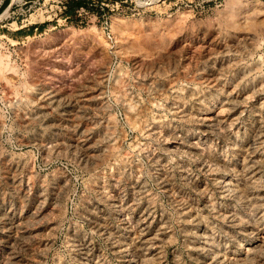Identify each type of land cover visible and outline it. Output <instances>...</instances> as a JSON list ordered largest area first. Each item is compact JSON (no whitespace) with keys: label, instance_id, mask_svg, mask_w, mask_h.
<instances>
[{"label":"rangeland","instance_id":"1","mask_svg":"<svg viewBox=\"0 0 264 264\" xmlns=\"http://www.w3.org/2000/svg\"><path fill=\"white\" fill-rule=\"evenodd\" d=\"M65 1L0 0V264H264V0Z\"/></svg>","mask_w":264,"mask_h":264},{"label":"bare ground","instance_id":"2","mask_svg":"<svg viewBox=\"0 0 264 264\" xmlns=\"http://www.w3.org/2000/svg\"><path fill=\"white\" fill-rule=\"evenodd\" d=\"M218 68H220V67H218ZM163 72V71H162ZM217 72V71H216ZM118 73V72H117ZM138 73V72H137ZM117 75H119V74H117ZM216 77H217V75H216ZM118 78H120V77H118ZM218 78V77H217ZM215 79V78H214ZM115 82V81H114ZM118 82V81H117ZM122 83V82H121ZM125 84V83H124ZM127 84V83H126ZM119 85V84H118ZM160 85V84H159ZM125 86V85H124ZM259 86H261V85H259ZM119 87V86H118ZM160 88V87H159ZM151 89V88H150ZM154 89V88H153ZM257 90V89H256ZM152 91V90H151ZM114 92V91H113ZM125 94V93H124ZM247 95V94H246ZM248 97V96H247ZM235 98V97H234ZM241 101V100H240ZM202 102V101H201ZM237 102V101H236ZM52 103V102H51ZM129 103V102H128ZM151 103V102H150ZM216 103V102H215ZM44 104V103H43ZM214 104V103H213ZM154 105V104H153ZM58 106V105H57ZM132 106V105H131ZM84 107V106H83ZM215 107V106H214ZM222 107V106H221ZM78 108V107H77ZM196 108V107H195ZM223 108V107H222ZM102 109V108H101ZM211 109V108H210ZM77 110V109H76ZM140 110V109H139ZM219 110V109H218ZM204 111V110H203ZM202 111V112H203ZM240 111V110H239ZM23 112V111H22ZM75 112V111H74ZM243 112V111H242ZM154 113V112H153ZM190 115V114H189ZM77 116V115H76ZM83 116V115H82ZM201 116V115H200ZM213 116V115H212ZM36 117H39V116H36ZM78 117V116H77ZM133 117V116H132ZM136 117V116H135ZM198 117V116H197ZM205 117V116H204ZM261 117V116H260ZM35 118V117H34ZM73 119V118H72ZM199 119V118H198ZM210 119V118H209ZM214 119V118H213ZM217 119V118H216ZM35 120V119H34ZM201 120V119H200ZM135 121V120H134ZM60 122V121H59ZM224 122V121H223ZM258 122V121H257ZM232 123V122H231ZM240 123V122H239ZM208 124V123H207ZM233 124V123H232ZM241 125V124H240ZM138 126V125H137ZM238 126V125H237ZM258 126V125H257ZM65 127H67V126H65ZM214 127V126H213ZM222 129V128H221ZM212 130V129H211ZM223 130V129H222ZM66 132V131H65ZM80 132V131H79ZM153 132V131H152ZM217 133V132H216ZM155 134V133H154ZM211 134V133H210ZM192 136V135H191ZM256 136V135H255ZM264 136V135H263ZM61 137V136H60ZM103 137V136H102ZM81 138V137H80ZM76 139V138H75ZM105 139V138H104ZM57 140V139H56ZM78 140V139H77ZM84 140V139H83ZM40 141V140H39ZM79 141V140H78ZM180 141V140H179ZM83 142V141H82ZM188 142V141H187ZM68 143V142H67ZM92 143V142H91ZM95 143V142H94ZM101 143V142H100ZM80 144V143H79ZM81 145V144H80ZM88 145H89V143H88ZM49 146V145H48ZM79 146V145H78ZM69 147V146H68ZM75 147V146H74ZM46 148H47V146H46ZM62 148H64V147H62ZM89 148V147H88ZM178 148V147H177ZM206 148V147H205ZM74 149V148H73ZM72 149V151L74 152V150ZM80 149V148H79ZM58 150V149H57ZM66 150V149H65ZM81 150V149H80ZM248 150V149H247ZM69 151V150H68ZM67 151V152H68ZM0 152H1V150H0ZM178 152V151H177ZM76 153V152H75ZM113 153V152H112ZM183 153V152H182ZM92 154V153H91ZM252 154V153H251ZM254 154V153H253ZM186 155V154H185ZM88 156V155H87ZM93 156V155H92ZM162 156V155H161ZM188 156V155H187ZM240 156V155H239ZM100 157V156H99ZM196 157V156H195ZM86 159V158H85ZM84 159V160H85ZM91 159H89V161H90ZM92 160H93V158H92ZM87 161V160H86ZM95 162V161H94ZM252 162V161H251ZM156 163V162H155ZM94 165V164H93ZM250 166V165H249ZM28 168V167H27ZM244 168V167H243ZM258 168V167H257ZM30 169V168H29ZM188 169V168H187ZM30 171V170H29ZM226 171V170H225ZM184 172V171H183ZM28 179V178H27ZM217 179V178H216ZM219 179H221V178H219ZM255 180V179H254ZM256 182V181H255ZM224 183V182H223ZM232 183V182H231ZM253 183V182H252ZM62 184H64L63 183V181H62ZM225 185V184H224ZM27 186V185H26ZM61 186V185H60ZM28 188V187H27ZM61 189V188H60ZM217 189V188H216ZM57 190H59V189H57ZM134 190V189H133ZM234 190V189H233ZM222 191V190H221ZM133 192V191H132ZM234 192V191H233ZM235 193V192H234ZM226 194V193H225ZM133 195V194H132ZM140 200V199H139ZM133 201V200H132ZM44 203V202H43ZM41 205H42V203H41ZM36 207H37V205H36ZM47 212V211H46ZM53 212V211H52ZM4 213H5V215H6V220H8V217H9V212H8V210L7 211H4ZM129 213V212H128ZM126 218V217H125ZM3 221V220H2ZM5 221V220H4ZM38 221V220H37ZM23 222V221H22ZM29 226V225H28ZM16 228V227H15ZM15 232V231H14ZM143 232V231H142ZM11 234V233H10ZM146 238V237H145ZM24 239V238H23ZM120 240V239H119ZM141 241V240H140ZM15 242V241H14ZM151 242V241H150ZM23 243V242H22ZM18 244V243H17ZM154 245V244H153ZM152 245V246H153ZM149 246V245H148ZM123 247V246H122ZM146 248V247H145ZM205 250V249H204Z\"/></svg>","mask_w":264,"mask_h":264},{"label":"trees","instance_id":"3","mask_svg":"<svg viewBox=\"0 0 264 264\" xmlns=\"http://www.w3.org/2000/svg\"><path fill=\"white\" fill-rule=\"evenodd\" d=\"M63 6L67 17L75 16L76 12L81 8L86 10L89 9L88 3L83 0H66Z\"/></svg>","mask_w":264,"mask_h":264},{"label":"built area","instance_id":"4","mask_svg":"<svg viewBox=\"0 0 264 264\" xmlns=\"http://www.w3.org/2000/svg\"><path fill=\"white\" fill-rule=\"evenodd\" d=\"M107 35H108V38H111L110 35H109V32L107 33Z\"/></svg>","mask_w":264,"mask_h":264}]
</instances>
